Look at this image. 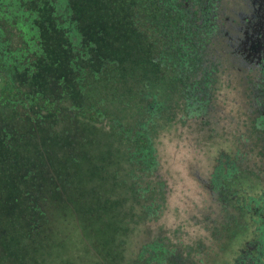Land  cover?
I'll use <instances>...</instances> for the list:
<instances>
[{
	"label": "rangeland",
	"instance_id": "374dc122",
	"mask_svg": "<svg viewBox=\"0 0 264 264\" xmlns=\"http://www.w3.org/2000/svg\"><path fill=\"white\" fill-rule=\"evenodd\" d=\"M86 17L84 26L101 28L103 34L96 36L95 61L86 64L80 58L77 63L81 72L91 73L77 88V100L86 109L94 108L97 118H77L81 144L77 143L75 152L70 153L68 144L60 150L63 141H53L49 131L42 133L46 144L40 145L48 162L68 155L72 158L69 170L74 174L73 192L77 196L53 204L49 224L44 223L35 239L28 235L25 205L16 201L21 189L15 180L3 179L0 174V264H163L164 259L167 264H233L243 244L255 239L258 221L243 211L236 222L217 221L219 216L213 220L207 215L218 209L208 211L205 199L198 197L205 190L202 180L209 160L219 146L230 145L228 133L233 125L226 117L228 127H222L221 122L217 136L213 132L218 128H206L201 120L188 117L183 85L174 74L155 67L156 37L143 21L130 24L129 13ZM102 58L108 61L102 62ZM230 80L235 85L227 87V111L244 122L249 104L246 77L238 74ZM233 99L238 102L232 103ZM151 100L157 105L155 117L147 114ZM139 125L149 131L156 150V169L151 175L139 169L138 175L141 187L152 193L148 202L163 204L157 219L148 218L136 206L132 209L133 204L126 201L130 184L125 181L134 171L128 151L134 145L125 132ZM253 133L250 137H256ZM242 153L248 158L253 155L261 177L256 175L254 183L241 171L232 182L223 175L220 185L235 184L239 199L252 187V193L262 200L258 212L264 214V144L258 142L253 151L242 146ZM241 169L248 167L242 165ZM155 191L161 199L155 198ZM73 199L76 202L71 203ZM196 201L197 206L193 204ZM213 223L216 229L210 226ZM154 245L161 250L151 253ZM150 257L152 263L147 261Z\"/></svg>",
	"mask_w": 264,
	"mask_h": 264
},
{
	"label": "trees",
	"instance_id": "16d2710c",
	"mask_svg": "<svg viewBox=\"0 0 264 264\" xmlns=\"http://www.w3.org/2000/svg\"><path fill=\"white\" fill-rule=\"evenodd\" d=\"M184 11L183 0H0V174L15 180L21 189L16 201L27 210L28 235L36 239L39 229L49 224L53 204L77 196L69 170L72 158L68 155L48 162L40 145L46 144L42 133L49 131L53 141H63L60 150L68 144L70 153L75 152L77 143L81 144L77 118H97L94 108L86 109L77 100V88L91 76L86 70L81 72L77 63L80 58L86 64L95 61L96 36L103 34L101 28L84 26L87 14L129 13L130 24L143 21L156 37L155 67L181 81L187 104L191 98L203 99V83L194 81V88L184 74L188 67L202 66L197 58L204 47L200 26L191 23ZM179 58L185 71L178 67ZM153 104L152 100L148 103L150 117L157 115ZM125 135L134 145L128 151L134 171L125 181L130 184L126 201L133 204L132 209L136 206L148 218L157 219L163 204L148 202L152 193L141 187L138 175L139 169L144 175L156 169L150 133L139 125ZM157 194L153 192L156 199L160 198Z\"/></svg>",
	"mask_w": 264,
	"mask_h": 264
},
{
	"label": "flooded vegetation",
	"instance_id": "af4514ba",
	"mask_svg": "<svg viewBox=\"0 0 264 264\" xmlns=\"http://www.w3.org/2000/svg\"><path fill=\"white\" fill-rule=\"evenodd\" d=\"M183 7L185 8L183 13H189L191 23L200 26L199 40L204 47L200 51L203 54L197 58L202 66L198 69L188 67L187 74H184L194 88V81L203 83L202 101L191 98L194 93L189 94L191 99L187 103L188 117L190 119L192 117L191 120H201L206 128H218L213 132L217 136L221 132L219 128L221 122L222 127H228L226 117L233 125L230 126L228 133L230 145L221 148L219 146L214 157L209 160L211 164L202 180L205 183V190L199 193L198 197L205 199V208L208 211L212 208L218 209L217 212L213 211L207 215L213 220L219 216L217 221L236 222L243 211L250 219L258 221L254 226L255 239L243 244L238 250V255L234 257L233 264H264V214L258 212L261 208L258 204L262 203V200L252 193L254 192L252 187H249V191L245 190L239 199V188L235 184L228 183L226 187L220 185L223 175L232 182L241 171L249 174L254 183L257 182L256 175L261 177L253 155L248 158L242 153V146H250L253 151L258 142L264 144V0H183ZM192 43L197 44L199 41L193 40ZM178 61V67L181 66L180 69L185 71L182 58ZM169 67L172 69L170 65ZM238 74L246 77L244 85L249 104L247 120L244 122L227 111L229 104L227 87H234L235 83L230 78ZM236 102H238L236 99L232 100V103ZM215 109L217 111L212 115ZM253 132L256 137H250L254 136ZM242 165L248 169L242 170ZM259 184L261 187L260 181ZM222 191L228 200L222 195ZM215 196L218 199L213 198ZM197 202L199 201L193 204L197 206ZM202 204L204 208V202ZM197 218L200 219L198 213ZM211 224L210 226L216 229L215 224ZM208 229L207 231H210ZM154 249L161 250V247L152 246L151 253H155ZM147 261L153 262L151 257ZM164 264H167L166 259Z\"/></svg>",
	"mask_w": 264,
	"mask_h": 264
}]
</instances>
